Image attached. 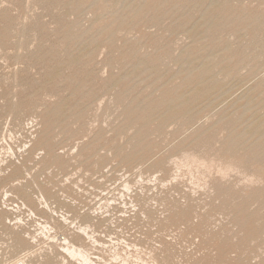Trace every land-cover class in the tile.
Returning <instances> with one entry per match:
<instances>
[{"label":"rangeland","instance_id":"374dc122","mask_svg":"<svg viewBox=\"0 0 264 264\" xmlns=\"http://www.w3.org/2000/svg\"><path fill=\"white\" fill-rule=\"evenodd\" d=\"M17 260L264 264V0H0Z\"/></svg>","mask_w":264,"mask_h":264},{"label":"bare ground","instance_id":"6f19581e","mask_svg":"<svg viewBox=\"0 0 264 264\" xmlns=\"http://www.w3.org/2000/svg\"><path fill=\"white\" fill-rule=\"evenodd\" d=\"M91 3H92V2H91ZM121 3H122V2H121ZM88 7H89V6H88ZM83 9H84V8H83ZM150 9H151V8H150ZM101 13H102V12H101ZM245 13H246V12H245ZM103 14H104V13H103ZM247 15H248V14H247ZM123 20H124V19H123ZM245 21H246V20H245ZM204 22H205V21H204ZM85 23H86V22H85ZM120 23H123V22H120ZM113 25H114V24H113ZM75 28H76V27H75ZM100 33H101V32H100ZM231 35H232V34H231ZM259 47H260V46H259ZM210 49H211V48H210ZM247 51H248V50H247ZM192 52H193V51H191V53H192ZM229 52H230V51H229ZM208 53H209V52H208ZM199 55H200V54H199ZM224 56H225V55H224ZM224 56H223V58H224ZM232 57H233V56H232ZM193 58H194V57H193ZM223 58H222V59H223ZM190 59H191V57H190ZM209 60H210V58H208V61H209ZM216 60H217V59H216ZM214 61H215V60H214ZM229 61H230V60H229ZM178 66H179V65H178ZM141 71H142V70H141ZM191 71H192V70H191ZM191 71H190V72H191ZM190 72H189V73H190ZM216 72H217V71H216ZM216 72H215V73H216ZM189 73H188V74H189ZM209 73H210V72H209ZM148 75H149V74H148ZM209 77H211V76H209ZM213 80H214V79H213ZM215 80H216V79H215ZM159 87H160V86H159ZM141 88H142V87H141ZM138 92H139V91H138ZM216 98H217V97H216ZM212 100H213V99H212ZM210 101H211V100H210ZM247 103H248V102H247ZM144 105H145V104H144ZM144 105H143V106H144ZM205 105H207V104H205ZM205 105H204V106H205ZM246 109H247V108H246ZM234 116H235V115H234ZM244 128H245V127H244ZM244 128H243V129H244ZM249 128H250V127H249ZM256 138H257V137H256ZM231 141H232V140H231ZM249 144H250V143H249ZM236 147H237V146H236ZM243 149H245V148H243ZM246 150H247V149H246ZM247 151H248V150H247ZM188 155H189V154H188ZM188 155H187V156H188ZM191 157H192V156H191ZM195 157H196V156H195ZM187 158H188V157H187ZM196 158H198V157H196ZM194 159H195V158H193V160H194ZM259 160H260V159H259ZM233 165H234V164H233ZM242 165H243V164H242ZM239 174H240V173H239ZM250 177H251V176H250ZM244 180H245V178H244ZM251 181H252V180H251ZM257 194H258V193H257ZM235 203H236V202H235ZM66 249H67V251H68L71 255H73V256H79V257H81L83 260H85V261L88 260L89 262H90V260H91V259H89V256H88L89 253H87V251H85V249L82 248V247H76V246H74V245H71V244L69 245V244H68ZM17 258H18V257H17ZM81 258H80V259H81ZM22 260H23V259H22ZM22 260H21V261H22ZM88 261H87V262H88ZM19 263H20V261L17 260V261H15V262H13L12 264H19ZM22 264H25V263L22 262Z\"/></svg>","mask_w":264,"mask_h":264}]
</instances>
